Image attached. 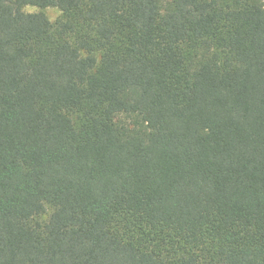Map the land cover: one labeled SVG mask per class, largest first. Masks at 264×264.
Instances as JSON below:
<instances>
[{
	"label": "trees",
	"instance_id": "trees-1",
	"mask_svg": "<svg viewBox=\"0 0 264 264\" xmlns=\"http://www.w3.org/2000/svg\"><path fill=\"white\" fill-rule=\"evenodd\" d=\"M0 264H264V0H0Z\"/></svg>",
	"mask_w": 264,
	"mask_h": 264
},
{
	"label": "rangeland",
	"instance_id": "rangeland-1",
	"mask_svg": "<svg viewBox=\"0 0 264 264\" xmlns=\"http://www.w3.org/2000/svg\"><path fill=\"white\" fill-rule=\"evenodd\" d=\"M28 10L32 11V9H28ZM45 13L50 21H54L56 18L60 16V13L55 9H46Z\"/></svg>",
	"mask_w": 264,
	"mask_h": 264
}]
</instances>
